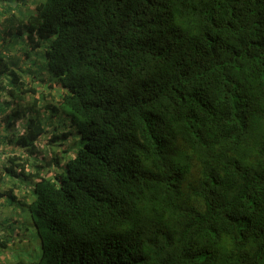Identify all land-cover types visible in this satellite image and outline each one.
<instances>
[{"label":"trees","instance_id":"trees-1","mask_svg":"<svg viewBox=\"0 0 264 264\" xmlns=\"http://www.w3.org/2000/svg\"><path fill=\"white\" fill-rule=\"evenodd\" d=\"M33 7L0 32L41 54L69 128L33 200L0 192L29 209L42 250L7 264H264V0ZM14 62L0 51V115L23 127L5 143L33 147L46 128L27 107L45 94ZM26 164L8 153L0 185Z\"/></svg>","mask_w":264,"mask_h":264},{"label":"rangeland","instance_id":"rangeland-1","mask_svg":"<svg viewBox=\"0 0 264 264\" xmlns=\"http://www.w3.org/2000/svg\"><path fill=\"white\" fill-rule=\"evenodd\" d=\"M36 1L39 0H15V2L0 0V21L3 16L12 12L21 11L30 14L34 11L33 5ZM0 51L15 61V67L20 73L22 72L23 80H30L39 92L45 94L37 105L27 107L29 108L27 113L34 116V118H40L46 128L44 132L38 135L33 147H19L13 139L6 144L5 139L10 131L13 129L15 133L19 134L22 132L23 127L21 124L17 125L15 128L18 132L15 128H6L5 121L0 115V162L6 160L8 153L17 154L27 162L25 173L30 174L27 175L28 178L7 176L6 182L0 185V192L11 191L12 194L20 197V200L30 202L34 199L32 194L34 178L30 177L31 174L38 170L41 175L52 177L51 170L47 167L43 169L39 167L40 164H44L42 156L44 154H56L61 146H59L58 140L54 141V136L59 134L63 128L68 129L69 127L62 121L58 112L52 114L50 107L57 106L59 93L55 85L52 89L48 87L49 75L42 64L41 54L35 53L23 42L16 44L12 39L2 37V32H0ZM5 83V79L0 77V101L2 102L7 99V86L4 85ZM46 95H49V97ZM26 100L28 99L23 100V105H27ZM31 100L32 98H29L28 103ZM0 240L5 243V246L0 245V261L4 264L18 257L29 260L36 259L42 252L39 235L32 223L29 209L26 206L17 204V202L10 203L5 196L0 197Z\"/></svg>","mask_w":264,"mask_h":264}]
</instances>
